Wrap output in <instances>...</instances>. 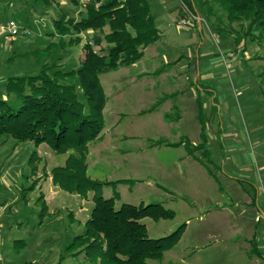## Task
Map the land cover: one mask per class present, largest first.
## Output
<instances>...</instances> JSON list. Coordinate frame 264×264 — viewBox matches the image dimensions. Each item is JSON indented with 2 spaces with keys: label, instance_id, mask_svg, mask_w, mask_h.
I'll return each mask as SVG.
<instances>
[{
  "label": "rangeland",
  "instance_id": "rangeland-1",
  "mask_svg": "<svg viewBox=\"0 0 264 264\" xmlns=\"http://www.w3.org/2000/svg\"><path fill=\"white\" fill-rule=\"evenodd\" d=\"M148 1L160 39L136 63L100 75L106 93L104 127L100 138L89 144L86 174L102 185L66 176L54 182L51 169L64 165L69 152L57 153L46 143L35 149L31 142L0 140V205L5 203L0 221L11 226L0 233L5 242L0 264H56L65 245L82 232L92 195L116 191L117 204L159 203L173 212L171 219L141 220L154 238L182 232L181 240L156 264H251L234 253L228 236L213 231H239L234 214L243 208L245 191L237 190L244 182L235 179L252 173L260 181L256 164L264 154V44L248 41L243 54L241 46L234 47L232 34L220 41L198 10L181 9L180 0ZM7 4L6 20L22 25L30 17L26 27L33 33L6 37L11 49L0 50V75L37 73L44 63L67 69L78 65L93 31H83L80 43H69L76 33L61 36L52 20L61 14L78 18L80 5L72 0H50L45 7L31 0H0V21ZM183 18L187 22L179 24ZM49 44V54L6 61L13 51L41 50ZM224 58L230 59L228 64ZM2 84L0 79V95L10 99ZM201 127L209 155L204 157L200 149L194 155L205 165L183 143L200 144ZM34 149L38 170L32 176L28 160ZM34 179L35 188L27 190ZM23 188L26 193L21 194ZM40 194L47 211L41 209V200L36 202ZM20 239L22 243L15 241ZM63 264L97 263L64 252Z\"/></svg>",
  "mask_w": 264,
  "mask_h": 264
},
{
  "label": "trees",
  "instance_id": "trees-1",
  "mask_svg": "<svg viewBox=\"0 0 264 264\" xmlns=\"http://www.w3.org/2000/svg\"><path fill=\"white\" fill-rule=\"evenodd\" d=\"M72 1L81 6L78 18L66 19L61 14L52 24L61 36L76 33V37L69 38V43H80L79 35L83 31H93L91 39L82 46L78 65L67 69L44 63L37 73L7 76L5 94L11 98L0 96V140L11 139L15 144L31 142L35 149L46 143L57 153L69 152L64 165L51 169L52 180L55 182V178L66 176L97 186L103 183L87 176L86 157L89 144L100 138L104 127L106 93L100 75L139 61L144 49L158 41L161 34L148 0ZM180 1L181 9L187 7L192 13L198 10L210 22L220 41L232 34L234 47L241 46L243 54L248 41L264 44V0ZM31 3L45 7L50 0H31ZM8 5L2 12L3 20L9 15L6 13ZM30 20V17L24 18L22 26H30ZM59 41L62 42L61 37ZM52 46L28 52L13 51L6 61L11 63L31 54H49ZM200 138L198 145L188 140L183 143L186 152L205 165L194 155L196 149H200L204 157L209 155L203 127ZM35 149L28 160L32 176L38 170ZM207 171L216 180L210 169ZM36 184L37 179H34L26 189H34ZM26 189L23 188L21 194L26 193ZM118 197L117 191L111 196L92 195L93 206L82 232L65 245L56 264H63L64 252L74 258L83 254L97 264H156L165 251L179 242L181 231L154 238L141 221L147 217L171 219L174 214L170 209L159 203L117 204ZM41 199L43 195L40 194L36 202ZM41 201V209L47 211L45 202ZM15 241L23 242L22 239Z\"/></svg>",
  "mask_w": 264,
  "mask_h": 264
},
{
  "label": "crops",
  "instance_id": "crops-1",
  "mask_svg": "<svg viewBox=\"0 0 264 264\" xmlns=\"http://www.w3.org/2000/svg\"><path fill=\"white\" fill-rule=\"evenodd\" d=\"M4 21L6 20H2L0 21V23ZM198 26L199 29H201L202 25ZM8 40L9 39H6L5 35L0 31L1 51H8L11 49V43H7ZM7 75L9 76V74L1 72L0 79H2V85L5 84V78L7 77ZM0 96L5 98L4 93L3 96ZM259 156V163L256 164V172L259 173L260 178L259 182L256 181V177L253 176L252 173H250V177H248L247 175H241L239 178L235 179L244 182V184H242L241 186L242 188L236 187L237 190L241 189L245 191L244 195L241 197L244 204L243 208L241 207L239 209H235L237 211L236 214H234L235 221L237 223L236 225L239 226V231H226L225 233L224 231H213V235L215 236H228L229 238L227 239V241L229 243H233L234 248L236 249L234 253L236 254V252L238 251V253H241L244 257V261L246 260L247 263L251 264H264V154H259ZM196 162L199 163L198 161ZM230 169L233 171V169L236 168L234 167V165H232L230 166ZM231 188L233 189V186ZM236 201L237 200H235V203H237ZM2 205H5V203H1L0 206ZM8 228L10 229L11 226L9 224H6L2 219L0 221V233L4 229L7 230ZM3 241H0V245H3V243H5ZM234 253H232V256L234 255Z\"/></svg>",
  "mask_w": 264,
  "mask_h": 264
},
{
  "label": "built area",
  "instance_id": "built-area-1",
  "mask_svg": "<svg viewBox=\"0 0 264 264\" xmlns=\"http://www.w3.org/2000/svg\"><path fill=\"white\" fill-rule=\"evenodd\" d=\"M192 16L193 15L190 14L191 20H194L195 17L194 16L192 17ZM186 22H187L186 19L183 18L181 20V22H179V24L184 25ZM0 31L5 35V37H12V38H15L19 35L30 36L33 33L32 29H30L29 27H25V26L18 24L14 19H8V20L0 23ZM230 58L234 59L235 55H232ZM224 60L227 63L228 60H230V59L224 58Z\"/></svg>",
  "mask_w": 264,
  "mask_h": 264
}]
</instances>
